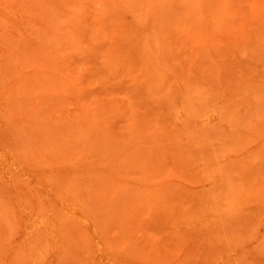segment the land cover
Wrapping results in <instances>:
<instances>
[{
    "label": "rangeland",
    "instance_id": "rangeland-1",
    "mask_svg": "<svg viewBox=\"0 0 264 264\" xmlns=\"http://www.w3.org/2000/svg\"><path fill=\"white\" fill-rule=\"evenodd\" d=\"M0 146V264H264V0H0Z\"/></svg>",
    "mask_w": 264,
    "mask_h": 264
},
{
    "label": "bare ground",
    "instance_id": "bare-ground-1",
    "mask_svg": "<svg viewBox=\"0 0 264 264\" xmlns=\"http://www.w3.org/2000/svg\"><path fill=\"white\" fill-rule=\"evenodd\" d=\"M219 115H220V113H219ZM206 119L209 120V121H215L216 119H218L217 121H219L220 117L218 116V114H216L214 112V113H211L210 115H208V117ZM8 153H9L8 150H5L4 148H2L0 146V169H5L7 167V165H8L7 162H10L11 164H13V167H14V163L16 162V159L14 157L9 156ZM16 164H17V162L15 163V169H17V165ZM16 201H17L18 206L22 210L23 214L29 217L31 215V211L27 207V205L23 201H21L20 199H17ZM80 212L82 213V211H80ZM70 213L74 217H78L79 216V219L83 220V222L88 224L90 226V228H91V230H92L94 235L98 234V232H99L98 228L95 226V224H94V222L92 220H90L89 218L85 217L86 214L85 215H81L80 213L75 212V211H72ZM38 223H39L40 226H44L45 225L44 221H38ZM96 244H97V256L100 259H102V258L104 259L105 256H106V253H105V250H104V247H103L101 241L97 240Z\"/></svg>",
    "mask_w": 264,
    "mask_h": 264
}]
</instances>
